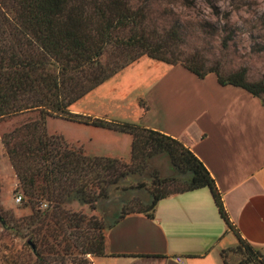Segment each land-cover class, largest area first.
<instances>
[{"label":"trees","instance_id":"1","mask_svg":"<svg viewBox=\"0 0 264 264\" xmlns=\"http://www.w3.org/2000/svg\"><path fill=\"white\" fill-rule=\"evenodd\" d=\"M142 9L131 8L124 0H0V119L37 112L38 119L25 123L1 136L5 154L17 179V188L31 198L54 202L50 214H36L29 232L27 249L37 264H45L43 248L48 247L47 220L56 228L60 220L82 221L77 215L62 212L61 204L76 200L94 209L99 199H106L109 188L126 175L122 162L102 156H87L79 148L46 132V118L65 120L102 128L131 136V157L144 151L167 161L172 170L186 175L180 194L208 188L220 217L228 225L220 195L203 164L180 141L135 123L95 119L71 113L68 108L87 93L146 56L157 62L175 65L174 59L163 57L166 47L155 43L145 30ZM104 53L115 58L100 65ZM184 69L203 79L216 76L221 86L244 89L259 99L264 87L246 83L241 76L224 80L214 69H201L193 62L179 63ZM167 198L153 195L143 209L116 214L111 210L107 224H99V232L79 247L82 256H103L105 232L127 215L153 217L158 201ZM3 230L7 226L0 218ZM45 227V228H43ZM51 235V234H50ZM52 236V237H51ZM50 237L60 243L56 237ZM249 251H254L241 239ZM45 249V248H44ZM254 261L264 259L254 251ZM248 264V263H247Z\"/></svg>","mask_w":264,"mask_h":264},{"label":"rangeland","instance_id":"2","mask_svg":"<svg viewBox=\"0 0 264 264\" xmlns=\"http://www.w3.org/2000/svg\"><path fill=\"white\" fill-rule=\"evenodd\" d=\"M131 8H140L145 15V32L155 43L166 47L163 57L174 59L175 65L185 60L201 69L216 70L226 80L241 76L248 84L264 87V0H124ZM115 58L104 53L100 65ZM164 63L146 56L129 65L99 85L68 110L73 114L95 119L127 122L134 119L136 106L151 96L154 82L166 75ZM264 106V94L259 97ZM93 115H97L94 117ZM37 112H28L0 119V264H37L27 249L29 232L36 225L34 215L50 214L54 202L31 198L17 188V179L5 154L1 136L25 123L38 119ZM123 118V119H122ZM130 123V122H128ZM46 132L79 148L85 155L116 159L126 164V175L109 188L106 199H99L91 209L78 201L66 200L62 212L82 217L60 226L47 220L48 247L43 248L45 264H91L93 256H82L79 247L99 232V224H107L111 210L116 214L143 210L153 195L169 197L179 191L186 175L172 170L167 161L144 151L131 157V136L80 124L59 117L46 118ZM18 197L20 201L17 202ZM45 228V227H43ZM57 236L60 243L51 235ZM51 236V237H50ZM45 248V249H44ZM236 256L239 264L254 261V251L243 244L220 251L223 259Z\"/></svg>","mask_w":264,"mask_h":264},{"label":"crops","instance_id":"3","mask_svg":"<svg viewBox=\"0 0 264 264\" xmlns=\"http://www.w3.org/2000/svg\"><path fill=\"white\" fill-rule=\"evenodd\" d=\"M165 66L164 79L125 120L194 154L214 181L229 227L208 188L171 195L157 202L151 219L127 215L105 232L104 255L91 264H239L220 256L239 239L264 259V106L242 88L219 85L212 73L199 79Z\"/></svg>","mask_w":264,"mask_h":264},{"label":"built area","instance_id":"4","mask_svg":"<svg viewBox=\"0 0 264 264\" xmlns=\"http://www.w3.org/2000/svg\"><path fill=\"white\" fill-rule=\"evenodd\" d=\"M20 199H21V198H20V197H18V199H17V202H19V201H20ZM175 261H176V262H180V258H175Z\"/></svg>","mask_w":264,"mask_h":264}]
</instances>
